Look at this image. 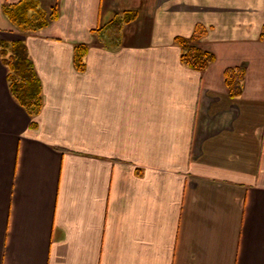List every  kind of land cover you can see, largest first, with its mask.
<instances>
[{"label": "crops", "instance_id": "0c3cea01", "mask_svg": "<svg viewBox=\"0 0 264 264\" xmlns=\"http://www.w3.org/2000/svg\"><path fill=\"white\" fill-rule=\"evenodd\" d=\"M22 1L0 42L27 46L43 105L0 55V264H264V0H32L57 17L29 34ZM197 27L204 72L175 43Z\"/></svg>", "mask_w": 264, "mask_h": 264}, {"label": "trees", "instance_id": "16d2710c", "mask_svg": "<svg viewBox=\"0 0 264 264\" xmlns=\"http://www.w3.org/2000/svg\"><path fill=\"white\" fill-rule=\"evenodd\" d=\"M4 11L16 30L23 34L43 29L57 17L56 9L48 12L32 0H25L17 5L8 6ZM126 15L134 17L132 14ZM201 34V28L197 27L195 34L189 39L181 37H176L175 39L176 45L181 50L180 62L185 67L187 66L196 72H204L214 62V56L211 52H207L196 46V42ZM259 36L260 41L264 42V26ZM86 52L87 48L83 44L74 47V65L79 71L85 68L84 57L86 56ZM0 55L3 65L8 69L6 76L8 91L15 102L29 115L31 120L35 119L43 105L42 91L40 79H38L30 56H28L27 46L23 41H11L10 43L1 41ZM244 76L245 71L242 68L234 67L224 70V84L228 96L231 98L239 96ZM30 126L36 127L34 121L30 123Z\"/></svg>", "mask_w": 264, "mask_h": 264}]
</instances>
